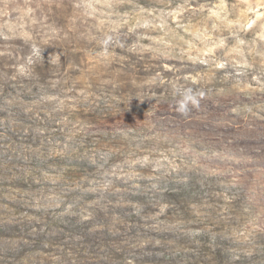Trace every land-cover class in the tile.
Returning <instances> with one entry per match:
<instances>
[{
	"label": "rangeland",
	"instance_id": "rangeland-1",
	"mask_svg": "<svg viewBox=\"0 0 264 264\" xmlns=\"http://www.w3.org/2000/svg\"><path fill=\"white\" fill-rule=\"evenodd\" d=\"M263 141L264 0H0V264H264Z\"/></svg>",
	"mask_w": 264,
	"mask_h": 264
},
{
	"label": "clouds",
	"instance_id": "clouds-1",
	"mask_svg": "<svg viewBox=\"0 0 264 264\" xmlns=\"http://www.w3.org/2000/svg\"><path fill=\"white\" fill-rule=\"evenodd\" d=\"M111 40V37L106 38L103 43L107 45ZM202 93H196L191 88L184 89L179 93L180 99L177 102V111L182 115H187L192 107L199 106V97Z\"/></svg>",
	"mask_w": 264,
	"mask_h": 264
},
{
	"label": "trees",
	"instance_id": "trees-1",
	"mask_svg": "<svg viewBox=\"0 0 264 264\" xmlns=\"http://www.w3.org/2000/svg\"><path fill=\"white\" fill-rule=\"evenodd\" d=\"M65 16H67V14L64 12V11H59L56 13V16H55V19H54V22H56V24H54V26L57 28V26L59 28H61L62 32L64 33H67V34H70V35H77L79 33V30L76 29L74 30L72 27H69V26H65ZM58 34H60V31H57ZM71 47H76V46H71ZM41 66H44V63L41 65ZM262 145L264 147V141L262 142Z\"/></svg>",
	"mask_w": 264,
	"mask_h": 264
}]
</instances>
